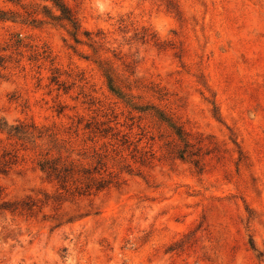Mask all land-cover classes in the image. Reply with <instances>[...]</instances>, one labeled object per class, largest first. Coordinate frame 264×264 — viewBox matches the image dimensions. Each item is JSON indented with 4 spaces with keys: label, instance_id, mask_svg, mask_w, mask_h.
<instances>
[{
    "label": "rangeland",
    "instance_id": "rangeland-1",
    "mask_svg": "<svg viewBox=\"0 0 264 264\" xmlns=\"http://www.w3.org/2000/svg\"><path fill=\"white\" fill-rule=\"evenodd\" d=\"M63 1L76 36L41 0H0V116L118 182L44 209L90 213L72 223L0 213V264H264V0ZM0 139L9 198L54 190L48 144Z\"/></svg>",
    "mask_w": 264,
    "mask_h": 264
},
{
    "label": "trees",
    "instance_id": "trees-1",
    "mask_svg": "<svg viewBox=\"0 0 264 264\" xmlns=\"http://www.w3.org/2000/svg\"><path fill=\"white\" fill-rule=\"evenodd\" d=\"M41 1L46 3L43 7L50 11L53 19L66 21L72 26L73 34L75 36L77 35L79 30L77 17L65 1ZM48 2L52 3L51 8L48 7ZM54 8L60 13H54L52 11ZM0 19L4 20L6 18L0 16ZM91 41L93 43L95 42L94 39H91ZM102 63L101 66L104 68L113 90H120L115 83L111 67L105 62ZM80 121H78V124ZM97 125V123L87 122L85 128H89L93 132L104 131L100 130ZM0 134L5 135L7 139L14 140L15 143H20L21 146L31 145L32 149L41 148L44 144H48L49 147L46 148V152L40 153L37 165L44 174V179L54 187L53 191L38 189L37 191L32 190L31 193L23 196L9 198L5 188L0 184V213L8 212L11 214L26 215L28 217H34L39 213H43L44 219L52 218L56 223L55 226L72 223L88 216L90 213L69 214L67 212L62 213L56 211L54 215L49 216L47 213H44V209L51 206L54 210H57L63 206L68 198L74 199L77 196L90 195L108 188L113 182H118L116 175H103L102 169L105 164L101 158L98 161L100 166L91 168L79 159L72 157V151L67 147L64 140L57 137V133L53 128L39 127L34 123H9L0 116ZM1 141L2 139H0ZM17 160L18 154L16 149L8 150L3 148L0 150V174H8L18 162ZM97 175H100V177H97Z\"/></svg>",
    "mask_w": 264,
    "mask_h": 264
}]
</instances>
